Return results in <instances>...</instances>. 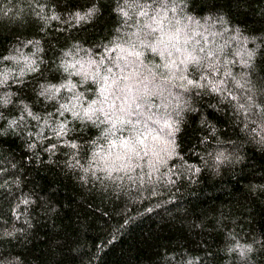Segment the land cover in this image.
I'll return each mask as SVG.
<instances>
[{"label": "clouds", "instance_id": "9594fccd", "mask_svg": "<svg viewBox=\"0 0 264 264\" xmlns=\"http://www.w3.org/2000/svg\"><path fill=\"white\" fill-rule=\"evenodd\" d=\"M191 7V0H114L111 12L117 24L108 40L94 45L70 41L58 49L52 70L59 78L39 81L33 101L19 98L13 88L23 87L28 77L41 73L49 62L44 59L41 38H18L20 43L0 57V123L4 125L0 137H19L29 153L52 140L44 147L47 163L52 164L63 147L68 150L63 163L79 172L80 182H97L105 191L111 188L130 202L141 203L158 195L161 185L180 181L178 168L187 167L194 176L202 172L180 152L178 137L189 114L200 113L197 127L208 132V136L201 134L202 146L234 143L219 135L226 129L209 119L207 111L201 112L204 98H215L207 103L208 110L218 115L227 112L234 125L242 122V134L264 144V74L257 64L264 51V32H246L244 25L233 22L223 10L197 14ZM100 15V0L63 13L50 0H0V22L15 27L32 19L44 25L41 32L53 22L81 28ZM40 102L52 106L51 110H35L33 104ZM9 108L15 109L14 115H5ZM88 129L95 134L86 142L70 139L80 132L87 134ZM212 136L215 142L210 141ZM206 156L216 168L233 162L224 148L207 150ZM173 160L184 163L172 165ZM243 160L242 155L236 157L237 162ZM203 162L208 164V160ZM9 163L10 168H0V176L16 170L17 164ZM12 183L21 184L18 177ZM33 204L30 195H21L11 208L13 218H23L33 228L27 211H19ZM22 231H6L3 237L14 239ZM227 235L236 240L231 232ZM256 245L264 247V238L246 244L236 240L228 253L236 251L244 257L247 252L250 257L258 253ZM249 264L257 261L249 259Z\"/></svg>", "mask_w": 264, "mask_h": 264}, {"label": "trees", "instance_id": "16d2710c", "mask_svg": "<svg viewBox=\"0 0 264 264\" xmlns=\"http://www.w3.org/2000/svg\"><path fill=\"white\" fill-rule=\"evenodd\" d=\"M50 3L63 13L83 9L92 0H50ZM113 3L114 0H100L103 15L81 28L53 22L46 32H41L44 25L32 19H28L27 25L18 23L15 27L0 22V57L13 44L20 43L18 38L38 37L43 40L44 59L49 62L41 73L28 77L29 82L23 87L13 88L20 93L19 98L33 101V90L39 81L59 78L52 70L53 65L58 49L67 47L70 41L94 45L108 40L117 24L111 12ZM191 4L189 10L197 14L223 10L233 22L244 25L246 32H264V11H261L264 0H191ZM260 56L257 64L264 74V51ZM214 99L204 98L200 102L201 112L207 111L209 119L226 129L219 135L234 143L202 146L201 134L208 136V132L197 127L200 113L189 114L188 123L178 137L180 152L185 161L195 162L202 172L194 176L191 169L178 168L180 181L161 185L158 195L142 203L130 202L122 193L114 194L111 188L105 191L97 182L87 185L80 182L79 172L68 170L63 163L68 152L63 147L53 157L54 162L47 163L49 154L44 147L54 143L52 140L42 147L38 145L36 153H29L19 137H0V168H10L9 162L17 164L16 170L0 176V264H85L86 258L88 264H197L196 257L200 258L199 264H249V259L264 264V247L260 245H256L258 253L250 257L247 252L244 257L236 251L228 253L236 240L246 244L264 238V144L242 134V122L234 125V118L227 112L218 115L208 110L207 103ZM33 107L47 111L52 106L45 107L40 102ZM14 114V108L5 111V115ZM3 126L0 123V128ZM94 134L88 129L87 134L80 132L70 139L83 143ZM210 141L215 142L216 137H210ZM214 148H224L233 162L216 168L206 156L207 150ZM241 155L244 160L237 162L236 157ZM26 157H30L27 162ZM204 160H208L207 165ZM17 177L20 187L12 183ZM172 179H176L175 175ZM23 194L35 200V204L19 209L22 214L27 211L33 228L23 218L15 220L11 213L13 204ZM16 229L23 231L16 232L14 239L3 237L6 231ZM229 232L236 240L227 235ZM94 256L99 259L93 260Z\"/></svg>", "mask_w": 264, "mask_h": 264}]
</instances>
